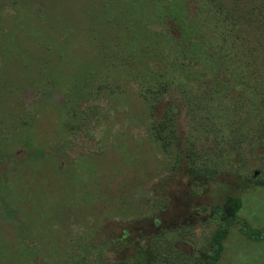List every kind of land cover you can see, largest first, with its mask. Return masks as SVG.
Here are the masks:
<instances>
[{"label": "rangeland", "instance_id": "obj_1", "mask_svg": "<svg viewBox=\"0 0 264 264\" xmlns=\"http://www.w3.org/2000/svg\"><path fill=\"white\" fill-rule=\"evenodd\" d=\"M13 1L0 0V70L31 88L40 78L45 93L32 126L0 141V264H264V114L214 91L224 79L203 45L189 43L192 62L175 77L200 105L217 106L207 113L197 98L190 120L213 175L191 167L182 135L172 136L175 150L156 139L169 103L180 114L187 106L181 90L153 105L141 96L172 58L151 56L164 29L144 1L43 0L42 13L41 0H21L19 13ZM20 65L31 69L20 74ZM43 65L59 68L48 76ZM113 78L125 92L98 93ZM29 97H3L0 112L18 120ZM233 110L240 127L226 138ZM216 205L237 219L214 256L212 235L226 224Z\"/></svg>", "mask_w": 264, "mask_h": 264}, {"label": "trees", "instance_id": "obj_2", "mask_svg": "<svg viewBox=\"0 0 264 264\" xmlns=\"http://www.w3.org/2000/svg\"><path fill=\"white\" fill-rule=\"evenodd\" d=\"M20 1H13L14 6L18 7L16 13L20 11ZM121 1L134 2L141 0ZM142 1L150 7L151 16L164 29V32L157 33L153 38L156 41L153 42L152 46L155 49L150 51L151 56L166 58L172 56V58L167 65H163V70L158 66L149 73L145 84L146 88L145 90H141V96L153 105L154 101L164 99L165 97L174 99L171 94L181 90L183 92L181 95L183 99L182 105L187 106L186 111L180 114V110H183L182 106L177 101L169 103L163 112L164 118L156 122L153 121V123L155 122L154 132L160 134V137L156 139L164 140L162 145L173 147L175 150L174 144H171V140L172 142L174 140L172 136L177 135L180 137L182 135L183 152L184 154H189L188 158L191 167L198 173L213 175L217 171L209 167L211 151L208 157H204L206 148L203 146L205 145L204 142L199 137L202 134L191 135L190 120L195 118L196 112H194L193 107L197 103V98L199 99L198 106H206L205 111L207 113L215 114L218 111L217 106L213 102L209 105H200L202 97L198 96L196 92L191 91L189 87L182 88L181 82H176L175 74L185 71V66L182 65L184 59L187 62L185 65H190L192 62L193 56L191 54L192 51L188 47L189 43L195 44L200 42L203 45L202 49H204L206 58L210 64L208 66L214 74L215 79H218L217 77L224 79V86L214 91L216 93L222 91L220 94L224 97L225 101L230 100L231 106L250 108L251 104L255 103L252 107L257 112L260 109L261 112L259 113L264 114V0ZM42 4L43 0H41L39 8L41 13ZM116 66L110 65V70L112 71V67L114 69ZM18 68L20 74H25V71L31 69V66L20 65ZM42 68L47 69L46 74L48 76H53L55 73L54 69H58L59 67L57 65H43ZM48 68L49 70L51 68V72L48 71ZM207 68V65H205V69ZM166 74H170L168 75L170 77L166 76ZM7 75L8 73L5 70H0V101L7 95L16 97L21 95L23 98L26 94L30 93V97L27 103L25 101L22 102L25 114L20 116L18 120L15 117L13 122H11L9 118H5L6 113L1 110L0 141L2 142H6L9 135L17 127L32 126V120L35 118L36 104H38L45 93V85L38 77L34 80L33 87L31 88L29 85H26L24 75L18 76V79H10ZM109 81L112 82L98 83L96 86L98 93L102 89L107 91V93L118 92L119 90L125 92V88L119 81L114 82V78ZM216 84L218 85L219 83ZM66 94L68 95V92ZM13 114L16 116L14 112ZM228 117H231V120H233L231 122L233 125L229 127V134H227L226 138H232L233 129L240 127V123L236 120L235 110H233L232 116ZM237 118L242 123H244V118L246 119L242 114L238 115ZM166 125L169 130L171 129V132H169L170 137L167 135V131L164 132ZM179 128H181L182 134H180ZM245 140H249L248 136ZM215 144L211 147L213 150L212 155L216 154V147H213ZM43 155L45 154L42 153ZM22 159H19L18 164L22 162ZM59 171L64 173V168H61ZM258 182L259 185L264 186V176ZM249 190L251 189L247 188L245 192ZM226 201L227 203L230 201L236 203L238 200L237 198L229 197ZM216 207L222 209V213L226 218V224L222 230L216 231L212 235V241L216 243V251L212 254L214 256L222 249V238L227 234L228 227L237 219L234 215H229V210H227L226 206L216 205ZM254 233L260 235L261 231ZM211 256V259L212 257L215 258Z\"/></svg>", "mask_w": 264, "mask_h": 264}, {"label": "flooded vegetation", "instance_id": "obj_3", "mask_svg": "<svg viewBox=\"0 0 264 264\" xmlns=\"http://www.w3.org/2000/svg\"><path fill=\"white\" fill-rule=\"evenodd\" d=\"M227 202V201H226ZM224 221H226V219H224ZM228 235L226 234L225 236H223V238L227 237Z\"/></svg>", "mask_w": 264, "mask_h": 264}]
</instances>
